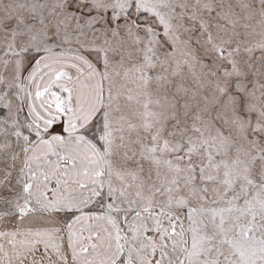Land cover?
<instances>
[{"label":"snow or ice","instance_id":"6c2138e0","mask_svg":"<svg viewBox=\"0 0 264 264\" xmlns=\"http://www.w3.org/2000/svg\"><path fill=\"white\" fill-rule=\"evenodd\" d=\"M0 264H264V0H0Z\"/></svg>","mask_w":264,"mask_h":264}]
</instances>
